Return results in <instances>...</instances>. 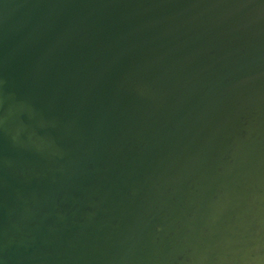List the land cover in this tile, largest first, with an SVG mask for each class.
Returning a JSON list of instances; mask_svg holds the SVG:
<instances>
[{
    "label": "water",
    "instance_id": "95a60500",
    "mask_svg": "<svg viewBox=\"0 0 264 264\" xmlns=\"http://www.w3.org/2000/svg\"><path fill=\"white\" fill-rule=\"evenodd\" d=\"M0 264H264V0H0Z\"/></svg>",
    "mask_w": 264,
    "mask_h": 264
}]
</instances>
